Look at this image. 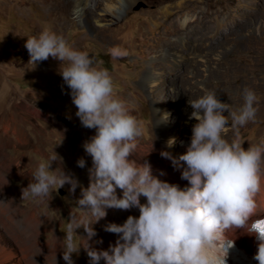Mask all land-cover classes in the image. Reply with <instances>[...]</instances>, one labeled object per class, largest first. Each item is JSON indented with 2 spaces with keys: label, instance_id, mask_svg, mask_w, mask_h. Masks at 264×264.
<instances>
[{
  "label": "rangeland",
  "instance_id": "1",
  "mask_svg": "<svg viewBox=\"0 0 264 264\" xmlns=\"http://www.w3.org/2000/svg\"><path fill=\"white\" fill-rule=\"evenodd\" d=\"M62 1L0 0V158L8 177L5 192L6 198L33 210L41 225L48 228L39 240L52 241L56 235L63 240L70 213L84 215L76 201L81 188L89 185L92 158L83 144L96 130L83 127L76 116L70 90L59 74V60L50 56L35 67L28 63V37L44 30L62 35L74 49L88 51L95 67L110 73L117 98L126 102L130 113L142 122L143 135L138 138L134 157L143 163L174 167L171 159L160 153L167 151L178 160L186 151L192 125L197 122L189 119L192 109L187 102L208 91L237 111L243 103V90H254L258 101L256 119L241 127L239 136L245 148L264 141V67L257 66L259 56L264 64V0H122L113 2L115 13H105L100 25L66 10ZM87 1L93 9L107 8L112 3ZM179 4H183L180 9ZM166 5H173L175 14L160 13ZM188 14L195 19L192 28L170 29L172 20H182ZM184 47V62L179 75L174 76L170 69L173 61L165 53ZM114 50L123 54L114 56ZM151 62L160 65L151 67ZM157 70L163 73L152 83L151 71ZM175 77L180 80L175 82ZM36 109L49 116L35 114ZM5 124L12 130L9 135L3 130ZM224 135L231 141L234 130L229 126ZM172 138L175 142L169 146ZM54 152L59 157L52 169L63 168L73 175L79 182L75 192H69L70 185L66 184L43 201L22 198L30 173ZM80 158L85 160L84 168L77 165ZM10 189L14 190L12 196ZM134 212L120 210L117 224H123L129 215L137 217ZM260 212L258 215L264 216ZM92 227L97 235L89 243L99 250L104 241L98 239L95 224ZM77 233L76 241H84V229ZM110 235L118 238L117 234ZM10 243L15 248L14 242ZM72 259L74 264L89 262L83 247L72 254ZM60 264L66 262L60 260Z\"/></svg>",
  "mask_w": 264,
  "mask_h": 264
},
{
  "label": "clouds",
  "instance_id": "2",
  "mask_svg": "<svg viewBox=\"0 0 264 264\" xmlns=\"http://www.w3.org/2000/svg\"><path fill=\"white\" fill-rule=\"evenodd\" d=\"M25 47L28 63L34 67L50 56L61 62L59 74L70 90L76 116L83 127L96 130L83 144L92 167L88 170L89 185L81 188L76 201L84 215L70 213L64 231L61 249L66 264H74L72 254H78L81 247L89 264H100L101 260L104 264H226L227 255L221 259L211 249L227 231L248 225L256 210L255 196L262 188L264 141L245 148L239 136V129L256 119L255 91L243 90V103L237 111L213 91L188 100L192 109L189 119L197 122L192 125L186 151L178 160L167 151L160 153L174 166L183 162L181 178L189 186L180 188L154 176L147 161L140 164L129 159L143 135L142 122L117 98L110 73L95 67L88 51L74 49L62 35L49 30L28 37ZM112 54L123 53L114 50ZM229 126L234 130L231 141L224 135ZM174 142L172 138L168 145ZM57 157L55 153L37 163L30 182L22 189V198L43 201L66 184L69 192H75L78 180L63 168L52 169ZM77 165L84 168L85 160L80 158ZM0 179L4 185L8 183L7 177ZM117 188L122 192L119 198ZM141 196L146 203L140 202ZM132 208L139 209L138 217L129 215L123 224L104 226L106 232L117 234L114 245L107 250L91 246L89 241L97 235L92 225L107 216V209ZM257 223L253 222L247 233L258 242L253 259L264 264V229ZM80 228L85 240L78 243L75 237ZM232 245L231 241L229 247Z\"/></svg>",
  "mask_w": 264,
  "mask_h": 264
},
{
  "label": "bare ground",
  "instance_id": "3",
  "mask_svg": "<svg viewBox=\"0 0 264 264\" xmlns=\"http://www.w3.org/2000/svg\"><path fill=\"white\" fill-rule=\"evenodd\" d=\"M63 1L67 7L66 10L69 11L73 10L75 13H77V16H79L80 18L91 20L96 25H100L102 24L101 23L102 16L105 13L114 12L116 8L115 3L117 4L121 3L122 0H110L112 3L108 4L107 8L104 6L103 9H95V8L93 9L92 7H90V5H88L87 0H76V2H74L73 0H63ZM128 1L133 3L136 0H128ZM181 6H183V4L178 5L179 9ZM160 13H162L163 15H173L175 14V7L173 5H166L162 7ZM192 15L193 14L191 15L188 14L184 17V19L179 21H176L178 19L172 20L170 24L171 26L170 29L179 31V30H187L188 28H192L193 26L192 23H194L195 21ZM164 41L165 38H163L161 43L164 44ZM185 52L186 49L184 47L183 49L182 48L181 49L177 48L174 50L170 49L169 51H167V53H165L173 61V63L170 65L171 67L170 69L174 76L179 75L178 69L180 66H182L181 63L184 62L183 57L186 54ZM258 58L259 59H257V66L259 67V69H263L264 64L262 63V59L260 56ZM156 65H160V63L151 62V67H154ZM162 73L163 72L158 70L157 72H153V73L151 71V76H152L151 82L154 83L157 80H160L159 79L160 74ZM178 80L180 79L175 77V82H177ZM34 113L44 117L49 116L48 112L44 113L38 109L34 110ZM3 130L8 135L12 131L9 124H5ZM13 133L17 134V132L14 130ZM2 146L3 144H0V147ZM129 159H135L137 163L143 164V162L139 161L134 156H130ZM3 164L4 161L0 158V178L7 177L2 168ZM150 165L152 168L153 175L157 176L162 181H167L171 184H177L179 185L180 188L189 186L188 181L181 178V172L183 171V166H184L183 164L182 165L179 164L177 166H174L173 168H168L158 164H150ZM261 172H262V188L255 196L256 210L253 216L251 217V219L249 220L248 225L244 229H237V230L233 229L227 231L224 234L223 239L217 243L216 247L211 249L212 254L217 255L221 259H223V257L227 255L225 258L226 264H258V262L253 259V255L257 251L258 242L255 239V236L248 234L247 231L251 226V221L261 217L258 215V212L262 211L260 213H264V165H262ZM6 189H7V184L4 185L2 179H0V264H60V260H63L62 249H61L63 245V240L61 239V236L56 235L52 241L39 240V238L44 234L45 231L48 230V228H45L41 225L42 222L41 219L36 216V213L33 210L29 211L23 208L21 205L17 204L16 202L6 198V192H5ZM13 192L14 190L12 189L8 190L10 196L13 195ZM117 196L118 198L122 196V192L119 188H117ZM140 202L142 204L146 203V198L141 196ZM15 208L17 209V211H15ZM132 209L133 211L137 212L136 216L138 217L140 214L139 209L138 208H132ZM119 211L120 209H107V216L99 220V222L94 223L97 228L98 239L104 241L103 243L99 244L100 246V247L98 246L99 250L101 249L107 250L110 245L115 244L116 240L110 237L111 236L110 233L104 230V226L112 222L117 223L119 218L118 220L116 218L119 215ZM121 211H126V210H121ZM7 235L10 237L11 240H9L8 237H6ZM227 240L229 242L232 241L233 245L232 247L226 249L227 250L226 251L223 250L222 247L227 242ZM10 242H12V244L14 242L15 248L9 246V244H11ZM79 264H89V262L87 260ZM100 264H104V261L101 262Z\"/></svg>",
  "mask_w": 264,
  "mask_h": 264
},
{
  "label": "snow or ice",
  "instance_id": "4",
  "mask_svg": "<svg viewBox=\"0 0 264 264\" xmlns=\"http://www.w3.org/2000/svg\"><path fill=\"white\" fill-rule=\"evenodd\" d=\"M257 227H260L261 229H264V220H261L257 223Z\"/></svg>",
  "mask_w": 264,
  "mask_h": 264
}]
</instances>
